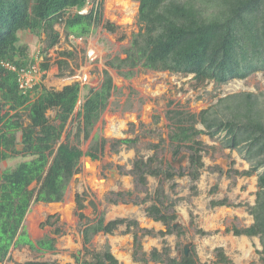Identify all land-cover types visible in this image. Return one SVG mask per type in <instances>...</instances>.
<instances>
[{
    "label": "trees",
    "instance_id": "trees-1",
    "mask_svg": "<svg viewBox=\"0 0 264 264\" xmlns=\"http://www.w3.org/2000/svg\"><path fill=\"white\" fill-rule=\"evenodd\" d=\"M134 1L138 2V31L132 34L123 57L116 55L105 60L100 85L87 87L77 106L84 89L78 81L61 89L45 87L41 81L22 88L18 72L27 70L38 56L59 43L61 33L57 25L62 26L67 38L71 35L83 38L99 25L114 32L116 26L103 19L102 0L92 2L86 11L83 10L90 0H0V262L8 259L11 247L19 245L42 251L56 249V237L62 233L55 225L58 216L48 215L39 225L51 227L53 236H43L36 241L30 239L23 220L32 202L63 200L69 182L79 171L83 155L98 160L103 154L104 138L94 137L85 151L79 144L89 139L113 94L115 86L109 69H114L124 79L131 78L136 69L191 75L199 85L210 81L224 84L230 79H244L254 72H264V0ZM22 31L34 34L45 43L35 57L21 41L19 33ZM60 55L73 56L69 50ZM56 64L59 75H64V68H69L68 60L58 59ZM39 65L41 70L47 71L51 66L49 58L45 55ZM69 73L74 74L72 69ZM48 111L53 112L51 117ZM165 119L171 160L185 151L187 161L177 168L166 161V167L162 168L153 164L154 156L145 160L136 156L132 163L136 181L145 184L146 175L163 180L185 175L195 181L204 165V143L198 136L222 135L223 147L237 150L249 164L248 169L233 172L257 176L254 204L248 209L253 221L249 226H233L231 230L234 235L259 238L260 261L264 264V92L228 94L198 113L168 108ZM69 121L75 123L74 132L65 133ZM197 123L204 129H198ZM131 141L117 139L115 144H130ZM150 147L156 149L158 144ZM17 157L21 160L1 168L3 162ZM117 194L123 199V193ZM85 197V193H75L74 201L81 223L82 249L85 254L90 253L91 260L73 254L75 264H121L108 245L102 251H90L88 245L94 235L112 233L120 224H125L128 230L137 224L136 221L123 218L105 221L103 213H97L92 201L90 205L95 217L87 219L83 212ZM176 203L175 200L169 202L161 184L156 187L152 203L145 212L152 220L161 222L165 230L153 233L144 229L143 235L182 233L179 227H173L177 218ZM210 204L230 205L226 198L212 200ZM132 237L134 261L197 264L193 253H182L177 257L171 255L166 245L145 253L141 251L137 232ZM214 261L232 263L221 248L215 249ZM22 264L59 263L28 260Z\"/></svg>",
    "mask_w": 264,
    "mask_h": 264
},
{
    "label": "rangeland",
    "instance_id": "rangeland-1",
    "mask_svg": "<svg viewBox=\"0 0 264 264\" xmlns=\"http://www.w3.org/2000/svg\"><path fill=\"white\" fill-rule=\"evenodd\" d=\"M96 1L99 0H90L83 11L88 10L92 2ZM102 8L103 19L116 26L114 32L106 31L99 25L83 38H67L62 26H56L61 33L59 43L38 56L39 60H43L46 55L51 64L41 79L43 86L61 89L71 83L67 78L73 74L69 73L72 69L80 77L76 80L83 84V94L87 87L96 88L100 85L102 72L106 67L104 62L108 57L124 56V48L129 45L132 34L138 31V2L102 0ZM19 36L28 45L33 57L45 46L41 38L28 31L20 32ZM66 50L71 51L73 56L69 58L60 55V52ZM65 58L69 68H64V75H59L56 61ZM109 72L115 86L113 94L89 139L79 144L85 151L94 137L98 140L104 138L106 145L103 154L98 160H90L83 155L79 171L69 182L63 200L54 203L32 202L23 220L30 239L36 241L43 236H53L51 227L39 225L48 215L58 216L55 225L61 228L62 233L56 237V249L42 251L30 249L27 245L11 247L8 259L0 264H22L28 260H54L59 264H75L73 254H79L81 258L90 261V253L85 254L82 249L81 223L75 211V193L86 194L83 212L87 219L95 217L90 205L92 201L97 213H103L105 221L116 218L136 221L137 224L131 225L128 230L125 224H120L112 233H98L88 245L90 251H102L108 245L110 252L121 264H143L132 258L134 232L140 236L141 251L145 253L153 248L160 250L166 245L170 248L171 255L179 257L184 245L189 243L188 252L194 254L197 264H225L214 261L216 248L223 250L231 264H261L259 238L234 235L231 230L233 226H249L253 221L248 209L254 204L257 176H241L233 172L235 169L246 170L249 164L237 150L223 147L222 135L198 136L204 143V165L195 181L185 175L171 180L146 175V183L142 185L132 173V163L136 156L144 160L154 156L156 161L153 164L164 168L166 161L176 160H171L167 141L168 122L165 111L168 108L198 113L228 94L264 92V72H254L244 79H230L224 84L210 81L200 85L195 83L191 75L168 71L136 69L129 79L122 78L114 69H109ZM47 114L51 117L53 112L48 111ZM196 126L204 129L201 123ZM74 128L75 123L69 121L65 133L74 132ZM117 139L132 141L130 144L116 146ZM71 140L75 141L73 136ZM152 144H158V147L151 148ZM19 160L21 157L3 162L1 168L14 165ZM160 184L168 195L169 202L177 201V218L174 222H179L176 227L182 233L176 231L165 235H143L144 229L153 233L165 230L161 222L152 220L145 212L146 207L152 203L155 188ZM119 192L123 193V199L118 196ZM225 198L230 205L210 204L212 200ZM149 264L166 263L149 261Z\"/></svg>",
    "mask_w": 264,
    "mask_h": 264
},
{
    "label": "built area",
    "instance_id": "built-area-1",
    "mask_svg": "<svg viewBox=\"0 0 264 264\" xmlns=\"http://www.w3.org/2000/svg\"><path fill=\"white\" fill-rule=\"evenodd\" d=\"M69 37L75 38L72 35ZM40 60L36 59V61L27 70H22L21 72H18L20 87L29 88L33 84L41 81L42 76H43V74H46V71L41 70L40 65H39ZM10 68L14 70L13 67H10ZM67 79H68L67 81H71V82L78 81L80 83L79 80H76V79H80L79 75L76 76L75 74H73L72 76H70ZM80 85L83 86L82 83H80ZM81 101H82V91H81L80 98L78 99L76 105L79 106Z\"/></svg>",
    "mask_w": 264,
    "mask_h": 264
},
{
    "label": "water",
    "instance_id": "water-1",
    "mask_svg": "<svg viewBox=\"0 0 264 264\" xmlns=\"http://www.w3.org/2000/svg\"><path fill=\"white\" fill-rule=\"evenodd\" d=\"M186 159H187V153L186 152H183V153L181 152L179 154V156L176 158V160L174 162H171V165H175V166L178 167L181 164L186 163ZM178 225H179V222H174L173 223V227H176ZM188 245H189V243L185 244L184 247H183L184 255H186L187 252H188Z\"/></svg>",
    "mask_w": 264,
    "mask_h": 264
}]
</instances>
